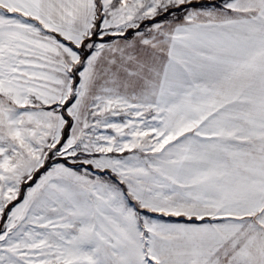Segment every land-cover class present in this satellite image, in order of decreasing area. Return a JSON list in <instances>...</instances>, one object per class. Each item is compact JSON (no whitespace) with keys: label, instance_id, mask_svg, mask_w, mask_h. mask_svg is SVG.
I'll return each mask as SVG.
<instances>
[{"label":"snow or ice","instance_id":"1","mask_svg":"<svg viewBox=\"0 0 264 264\" xmlns=\"http://www.w3.org/2000/svg\"><path fill=\"white\" fill-rule=\"evenodd\" d=\"M0 264H264V0H0Z\"/></svg>","mask_w":264,"mask_h":264}]
</instances>
